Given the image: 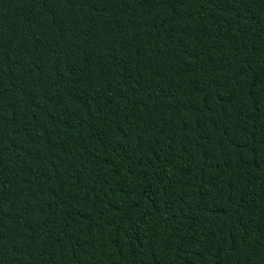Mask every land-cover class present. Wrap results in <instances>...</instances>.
I'll list each match as a JSON object with an SVG mask.
<instances>
[{"label":"trees","instance_id":"1","mask_svg":"<svg viewBox=\"0 0 264 264\" xmlns=\"http://www.w3.org/2000/svg\"><path fill=\"white\" fill-rule=\"evenodd\" d=\"M0 264H264V0H0Z\"/></svg>","mask_w":264,"mask_h":264}]
</instances>
